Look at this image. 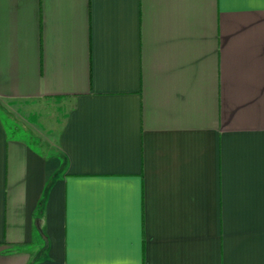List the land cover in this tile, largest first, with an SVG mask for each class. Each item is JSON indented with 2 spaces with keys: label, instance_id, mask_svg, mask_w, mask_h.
<instances>
[{
  "label": "crops",
  "instance_id": "obj_1",
  "mask_svg": "<svg viewBox=\"0 0 264 264\" xmlns=\"http://www.w3.org/2000/svg\"><path fill=\"white\" fill-rule=\"evenodd\" d=\"M0 264H264V0H0Z\"/></svg>",
  "mask_w": 264,
  "mask_h": 264
},
{
  "label": "rangeland",
  "instance_id": "obj_2",
  "mask_svg": "<svg viewBox=\"0 0 264 264\" xmlns=\"http://www.w3.org/2000/svg\"><path fill=\"white\" fill-rule=\"evenodd\" d=\"M44 113L43 108L39 111V114L42 115ZM65 110L63 108H55L54 111H48L45 113L47 116V132L49 137L53 140L52 142H56V138L59 134V131L63 125L65 119ZM49 120V121H48ZM52 143V144H54Z\"/></svg>",
  "mask_w": 264,
  "mask_h": 264
}]
</instances>
